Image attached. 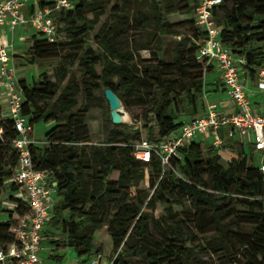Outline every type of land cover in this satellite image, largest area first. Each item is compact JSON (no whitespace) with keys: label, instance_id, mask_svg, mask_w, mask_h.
Masks as SVG:
<instances>
[{"label":"trees","instance_id":"obj_1","mask_svg":"<svg viewBox=\"0 0 264 264\" xmlns=\"http://www.w3.org/2000/svg\"><path fill=\"white\" fill-rule=\"evenodd\" d=\"M71 1V8L52 12L60 38L48 42L35 32L37 36L32 35L33 43L27 49L31 63L58 59L54 79L46 73L38 74L31 84L19 79L25 96L21 113L32 124L54 121L44 133L46 144L30 146L34 166L49 171L57 181L59 200L52 207L44 233L52 236L50 228L61 231L52 242L70 246L78 255H92L100 250L94 244V231L106 225L117 253L114 264H132L133 257H140L143 264H215L201 257L206 253L217 256L216 264H264V172L251 163V147L246 153L242 145L233 143L230 149L235 155L223 165L222 154L203 140H193L181 148L180 158L163 168L155 158L144 162L134 157L131 144L140 140L139 129L131 125L128 132L127 123L113 124L108 105L103 142L88 143L86 114L90 108L100 107L102 99L106 101L104 88H111L125 109L147 107L142 119L150 141L202 115L203 75L211 63L196 58L206 38L205 30L195 24L198 0H150L151 11L138 25H155L154 36L159 39L149 38L152 45L155 43L153 47L151 43L136 44L133 39L123 41L127 30L115 3L93 37L95 47L84 48L105 6L100 0ZM41 4L49 3L43 0ZM174 11L190 14L187 22L192 23V30L175 42L171 62L159 59L157 51L161 37L173 32L166 14ZM213 15L220 24L222 42L234 55L244 58L242 67L247 73H256L264 66V47L255 46L264 42V0H221ZM149 47L150 56L141 58L137 51ZM171 66L187 74L188 82L182 83V77L174 79ZM97 91L102 92L101 98L96 97ZM181 114L188 118L178 120ZM0 126V197L9 189L14 210L22 214L25 209L14 195L15 186L6 185L18 159L11 142L16 132L11 119H4ZM148 166L153 190L146 200L147 192L136 187ZM115 172L116 178L111 179ZM185 198L202 220L209 217L215 223V236L205 242L194 240L173 207ZM157 203L164 206V215L159 218L153 215ZM236 206L243 209L235 210ZM230 217L229 223H223ZM11 224V219L0 220V243L13 239ZM245 224L251 225V232L242 230Z\"/></svg>","mask_w":264,"mask_h":264},{"label":"built area","instance_id":"obj_2","mask_svg":"<svg viewBox=\"0 0 264 264\" xmlns=\"http://www.w3.org/2000/svg\"><path fill=\"white\" fill-rule=\"evenodd\" d=\"M0 0V36L6 25L11 31L32 28L48 42L60 38L52 12L60 8H71V0ZM221 0H198L195 7V24L205 30L206 38L196 51V58L214 63L219 70L220 85L234 105V110H222L214 101L206 100L205 112L183 122L175 132L157 141L141 138L131 144L136 159L151 162L154 158L163 168L171 166V160L180 158V150L193 140H210L209 146L221 154L224 140L219 129L228 126L232 141L247 142L252 148L251 163L264 172V112H256L245 85L240 81V67L244 58L234 55L220 37V24L213 15V8ZM13 44L0 40V125L4 119H11L16 136L12 145L18 153L17 163L11 177L6 181L15 186L14 195L24 207V213L0 212V220L11 219L10 233L13 239L0 243V264H40L43 250L42 237L47 225L54 197L57 195V181L51 173L34 166L30 153L33 144L34 124L21 113L25 96L16 76L13 59L10 56ZM257 91L264 97V66L256 70ZM5 99V105L2 100ZM2 128L0 126V132ZM226 161L229 158L221 155ZM117 253L105 257L97 252L86 264H114Z\"/></svg>","mask_w":264,"mask_h":264},{"label":"rangeland","instance_id":"obj_3","mask_svg":"<svg viewBox=\"0 0 264 264\" xmlns=\"http://www.w3.org/2000/svg\"><path fill=\"white\" fill-rule=\"evenodd\" d=\"M102 4L105 6V13L100 17V21L95 25L94 30L92 31L90 35V39L86 42V44H83L82 47L85 46H91L95 47V42L93 40L94 35L97 33L101 25L107 20V18L110 17L111 9L115 3H118V7L121 13V17L125 21V29L127 30V35L123 37V41H130L133 39L136 44L143 45V44H150V47H153L152 42L149 40L151 39V36L157 35V33H154L156 31L155 25H148L145 28L139 27L138 22L142 18H144L149 11H151V3L150 0H124L125 2H122V0H100ZM173 0L168 1L167 3H171ZM166 3V1H165ZM150 15V14H149ZM89 17H91V14H88ZM190 17L189 13H180L179 11H174L166 14V19L169 23H172V26L170 27L173 31L172 33H169L163 37H161V44L159 50L157 51V55L159 59H165L167 61L173 62V50L174 45L176 41H179L180 39L184 37H188V35L191 33L192 30V23L187 22ZM157 32V31H156ZM179 33V34H173V33ZM32 35H36L35 30L32 28H28L25 31H22L20 29H16L15 31H12L11 33H8L7 39L9 42H12V44H15V49L10 52V56L13 59L14 67L17 70L16 76L20 78V76H24L27 83L31 84L33 81L38 79V74L40 73H46L47 75H50L52 79H54L53 76V69L58 62L57 58H48V59H39L36 60L35 63L30 62V57L27 54V49L32 45L33 39ZM150 38V39H149ZM152 39H159L157 36H154ZM157 42V41H155ZM261 45L264 47V42H258L255 43V46ZM141 48L137 52L139 53L141 58H147L152 53L151 48ZM172 69H169L171 76L174 79H177L179 77H182L181 81L188 82L187 79H189V76L187 74H184V72L179 71L175 68V66ZM203 82L205 81V75H203ZM176 87L180 88L181 84H176ZM96 97L101 98L102 92L97 91L95 93ZM81 102V101H80ZM100 107H97L98 111L102 114V127H103V120L106 116V110H107V102L103 99L100 101ZM147 107L135 105L131 106L128 109H125L123 107V115L128 116V120L124 123H127L128 127L125 128L126 131L131 132L130 126L134 125V127L138 128L139 130V138H147V129L145 126V122L142 119L143 113L146 111ZM93 110L91 111V113ZM91 115V114H90ZM188 118L186 114H181L178 116V120H181L183 118ZM54 124V121H41L34 124L33 128V137L36 139V142H39L38 140H43V130L44 127H51ZM91 130L93 131L94 124L92 121H90ZM98 126V124H97ZM99 131V128L95 129ZM103 130V128H102ZM228 126H223L219 129V135L224 140V149L221 150V154L226 157L232 156V151L230 149V146L232 145V139L228 136ZM104 139V138H103ZM103 139L97 140L96 144H99L103 142ZM138 139L134 140L133 142H136ZM211 140V139H210ZM210 140H203V143L205 145H209ZM92 141H89L88 143L91 144ZM132 142V143H133ZM248 150V147H247ZM223 159V158H222ZM226 161L223 159V165H225ZM177 175H181L178 169H176ZM117 175V172H115L111 179H115ZM7 188L9 186V183L6 182ZM136 189H141L144 192H147V198L152 194V179L150 175V167L144 168V177L139 183V185L136 187ZM135 188L132 189V192H134ZM11 191L7 189L0 197V212H12L15 208V201L14 198L11 196ZM234 202V200L232 201ZM163 205L160 203L156 204V207L153 211V215L155 218H159L161 215H164L163 212ZM174 210L178 212L179 218L182 220L184 226L186 229H188L190 232L193 233L194 240L196 241H202L205 242L208 238L216 235V225L214 222H212L209 217H207L205 220H202L193 207L190 205L189 199L185 198L183 201L179 204H174ZM235 210H241L243 209L240 206H236L234 208ZM234 217V216H233ZM233 217H230L226 219L223 223H229ZM242 230L246 233L251 232L252 227L249 224H245L242 226ZM50 231L54 232L52 236H49L48 238H44L42 242L43 246V252L41 254V260L43 264H82L83 260L87 257V255H78L76 251L70 247V246H58L55 242H52V239H57L62 235L61 231H57L50 228ZM94 240H96L97 245H99L100 250L99 253H102L103 255H112L113 252V246H112V238L107 230L106 225H102L101 227H98L93 234ZM201 257L205 260H208L209 262H213L216 264L217 262V256L213 253H206L201 255ZM132 264H143V260L140 257H133L132 258Z\"/></svg>","mask_w":264,"mask_h":264},{"label":"crops","instance_id":"obj_4","mask_svg":"<svg viewBox=\"0 0 264 264\" xmlns=\"http://www.w3.org/2000/svg\"><path fill=\"white\" fill-rule=\"evenodd\" d=\"M22 31L27 30L28 28H19ZM11 33L12 31L9 29L8 26H4L2 28V33L0 36V40L2 43L9 45L12 42H9L7 39L8 33ZM15 49V44H13V47L11 48V50L13 51ZM13 61V60H12ZM205 87H204V92L206 94V100L209 101H214L218 104V106L225 111H232L234 110V105L231 102V100L229 99V97L226 95L225 91L222 89L221 85H220V75H219V70L217 69V67L215 66V64L212 62L210 68H208L205 73ZM239 76H240V81L245 85L247 92L249 94L250 100H251V105L252 108L256 111V112H264V97L262 95V93H260L259 91H257V74L254 73L253 75L247 73L246 69L243 67H240V71H239ZM24 78L25 77L22 75L20 76L19 79ZM26 80V79H25ZM206 100L204 99V109L202 111V114L205 112V103ZM2 105H5V99H3L2 101ZM97 107H92L87 111L86 114V124L88 126V130H89V136H90V141H92V144H96L97 140H101L104 138L103 135V130H102V114L100 113V111L97 110ZM93 110V112L91 113V111ZM91 114V115H90ZM90 121L93 122L94 126V130H91V125H90ZM98 124V126H97ZM97 127L99 128V131L95 130L97 129ZM45 129L43 130L42 134H43V140H38L39 142H36V139L33 137V133H32V140H33V144L34 145H38V146H43L46 144V141L44 139V133L47 129H49L50 127H44ZM177 130V129H176ZM175 130V131H176ZM174 131V132H175ZM236 143V144H240L243 146L244 151L246 153L249 152L250 150V145L247 142H237V141H232V144ZM248 147V150H247ZM232 151V150H231ZM235 154L232 152V156H234ZM226 157V156H225ZM230 158V157H227ZM59 200V196L58 194L54 197V205L58 202ZM50 219V218H49ZM48 227V223L44 228V231L47 230ZM43 231V237H42V242L44 240V238H48L49 236L46 235ZM94 244L96 246V240H94ZM43 252V250H42ZM41 252V254H42ZM95 254L92 255H87V257L83 260L82 264H86L87 261L89 259H91ZM105 257H109L110 255H104ZM42 260H41V263Z\"/></svg>","mask_w":264,"mask_h":264},{"label":"water","instance_id":"obj_5","mask_svg":"<svg viewBox=\"0 0 264 264\" xmlns=\"http://www.w3.org/2000/svg\"><path fill=\"white\" fill-rule=\"evenodd\" d=\"M80 92L79 95H82V80L80 79ZM104 97L108 103L109 106V116L111 119V122L113 124H120L124 123L123 120V105L120 97L111 89V88H104L103 89ZM80 104V100H79ZM136 128V127H134Z\"/></svg>","mask_w":264,"mask_h":264},{"label":"bare ground","instance_id":"obj_6","mask_svg":"<svg viewBox=\"0 0 264 264\" xmlns=\"http://www.w3.org/2000/svg\"><path fill=\"white\" fill-rule=\"evenodd\" d=\"M122 115H123V111H122ZM123 120L126 122L128 120V116L127 115H123Z\"/></svg>","mask_w":264,"mask_h":264}]
</instances>
